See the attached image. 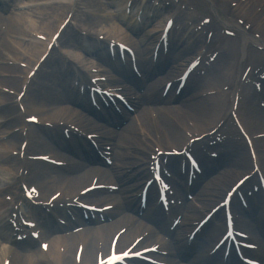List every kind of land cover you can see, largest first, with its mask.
<instances>
[{
  "label": "bare ground",
  "instance_id": "1",
  "mask_svg": "<svg viewBox=\"0 0 264 264\" xmlns=\"http://www.w3.org/2000/svg\"><path fill=\"white\" fill-rule=\"evenodd\" d=\"M34 1H47L48 4L51 0H34ZM66 1V2H65ZM67 1L69 0H60L56 4H52L50 7H46L50 9V12L47 13V15H50V17L45 21H40L39 19H33L32 15L29 14H17L15 12H8L7 7H4L3 5H0V23L1 21H6L7 23V29L5 33V39L3 42V51L0 50V76L4 73H14L17 71V68L12 67L8 68L5 66L6 60H17L20 62H23V60L17 58V56H12L11 54L17 53L18 57L20 58H26L28 61L27 63L30 66H33L32 64H35L39 57L42 55V53L45 50V45L43 43H40L38 41L33 40L28 35H26V29L32 30V32H40L43 34H46L48 36L52 35L54 30L57 28L59 23L65 18L66 13L68 11V5ZM87 0H82V2H85ZM264 1V0H263ZM31 2V1H29ZM33 2V1H32ZM125 0H114V4H116L117 7H122ZM26 3V2H25ZM24 3V4H25ZM23 4V3H22ZM256 6L261 4L260 0L255 1ZM246 4L243 5L242 9L244 8ZM248 7H245L243 10H246ZM44 11V10H43ZM253 12V11H252ZM4 13H7L8 15H4ZM82 12L79 8V5L77 6L76 11V18L82 19L84 15H81ZM144 21L145 26L147 28L145 35H142L143 38V44L140 45V54H139V65L137 66L140 71L142 72L144 76V83H147V92L145 94V99H143V103L141 104L139 108V115L137 118H134L130 121V123L124 127L121 128L119 132H115L112 129H109V127L101 126V130L104 131V134L109 136V142H113L114 145V151L116 152V164H114L113 168L116 172V176L121 180L122 187H123V194L124 196H130V198H127L128 203V211L137 213L139 209L140 202L138 199H134L132 197L133 190H135L139 184L138 181L142 180L144 176L148 173V171L142 172L137 174V176L134 177V175L139 171V169H134L131 174H127L125 169L132 168L138 163L148 164L150 161L145 157L144 155V149H149V147L153 146V148L158 147L160 150H163L165 146H163V142L165 141L169 147H172L174 145L170 144H176L179 145L180 148H182L185 143L188 141V138L184 135L183 132L176 130L172 126V120H182L183 122L192 121L194 120L195 125L198 126L195 130L191 131L192 133H198V135L208 132L210 130H207L206 127L212 125V122L215 121L221 112H223V107L226 103H228L229 93H223L221 92L219 95L216 96H207V97H201L197 98L198 95H200L203 92L211 91L213 89L219 90L221 82L223 80V77L225 76L224 73H222L220 70H218V73H214L213 75L209 76L206 80L201 81L198 84V87L200 88H207L205 91H201L198 93L199 88H196L195 86L190 83L186 86V91L191 92V97L185 101L180 102L179 98L173 93L175 89L171 90L169 94L163 98L162 90L160 89L161 84H165L168 81L177 79L179 75L183 72V66L186 61L189 60V56L196 54L198 49L200 47H197L194 49V47L197 44L196 37H192L194 35H190V39H194L195 44L194 47L186 48V51L184 54H178V51H174V55H177L175 58L172 59L170 63H163L161 59H159L158 66L156 70L161 74L160 77L154 79L153 77V67L151 59L149 58L150 50L149 48L145 47L144 41L149 39V36L156 32L155 28V22L150 21L147 18ZM124 18L118 20V22H123ZM129 26L132 25V22H129ZM122 31H126L127 29L122 27V24L117 25ZM259 26L263 27L264 24H259ZM25 28V30H24ZM134 28V27H133ZM108 31H112V28H108ZM72 36L69 35L68 40L64 43V47L68 49H75L76 54L72 56H66L65 59H63L64 56L60 55L58 58L54 60V64H56L58 67L57 71H53L47 76L44 80L46 81L44 85H42L41 89V98L37 99V96H35V104L42 108L44 115L49 117L50 119H61L66 118L69 119L72 115H74V112H79V110L87 112L86 109L83 108V103H79L77 100L76 92L73 88V81L72 86H69V82L71 80L72 75L74 77H79L82 75V68H86L84 65H81L83 63H86L87 65L89 63L87 60L88 55H83L84 51L87 50L88 52L92 51L91 55H94L96 58L91 57L93 59L92 64L96 66H108L107 75H109V78L113 79L116 77H121L122 85L126 86V88H138L140 89L141 82L133 75L132 73H128V71H124L123 66L116 64L113 65L110 63V60L105 53L106 50L101 48L100 43H93V44H82L80 40L77 41V39L71 40ZM152 39V38H151ZM150 40V39H149ZM154 40V39H152ZM76 41L78 42L76 44ZM146 48H144V47ZM192 50V53L188 54L187 52H190ZM149 51V54L147 52ZM7 52L8 54H6ZM141 53H143V58H141ZM4 56H9L8 59H4ZM241 56L238 54V59L233 60H224V65H228L229 68L227 69L228 72H231L232 68L231 66L234 64V62H240L237 67L243 68L244 62L240 59ZM68 59V60H67ZM171 64L172 70L168 71L166 73V67L167 65ZM68 65V66H67ZM67 66V69L64 71L63 68ZM22 72H25L21 70ZM238 72V71H236ZM6 83L12 84L13 86L21 85L22 82H17L16 80L11 79H5ZM112 81L110 82L109 87L115 88L118 86H112ZM190 90V91H188ZM131 91V90H130ZM133 91V90H132ZM185 91V92H186ZM10 100L9 97L3 95L0 93V114L3 119L5 118H11L12 115L13 123L17 124L16 126L20 125L21 122V115L20 113L15 111L14 105L13 106H6L5 101ZM179 103V104H177ZM174 104V105H173ZM229 105V104H228ZM159 106V107H158ZM152 107V108H151ZM153 107L156 108L159 115L160 120V128L162 131V137L160 141H156L155 138L151 137L150 130H152V126L154 125L153 122H151V119L146 118V113L148 111H152ZM16 108V107H15ZM151 108V109H149ZM51 109L52 112H51ZM82 112V114L75 119V121H80L81 123H87L88 125H91L92 119H90L89 115H85V113ZM193 114V115H192ZM251 114V113H250ZM247 115V112L243 114L241 112V117L244 119ZM95 120H98L95 118ZM60 121V120H59ZM263 123V122H262ZM246 124L249 128H257L256 126L257 121L252 119L246 120ZM1 125V124H0ZM35 128H31L30 130V138H33L31 140V147L34 148L35 155H47V154H54L55 157H59L62 160L65 161H73L74 157H78V161H73V164L70 168H67L65 173H61L54 168H51L49 166H46V164L42 163H35L33 164V167L31 169V174L35 176V180L38 184L42 185L46 191L49 192L48 189L50 188H56V187H63V190L68 192L69 196L71 193H73L80 184H82L83 180L89 179L90 175L93 174V172L96 170L93 168L94 164L96 163V158L92 155L89 156H83L81 155V152L77 149H73L71 145H69L67 142H63L61 138H58V134L53 138L52 136L49 137L50 140L55 141V148L59 149V151H63L64 153H58L54 150V148L50 145L46 144L47 138L46 135H43L42 133L35 132ZM206 129V130H205ZM205 130V131H204ZM259 133H264V131H260ZM257 133V134H259ZM2 132H0V135ZM164 140V141H163ZM20 143L21 137L19 134L15 135L12 140L9 142L11 145L14 143ZM58 145V146H57ZM230 147L236 148V153L231 156L228 161L224 164L223 167L229 166L230 168L228 170H224V172L221 174L222 171L219 172V169H217L215 166H213L211 163H209V160L206 159L203 162V168H204V177L206 178L204 183V177L200 180L198 185H201L204 183V186L202 187V190L197 192V204L189 203L187 208V213L185 215L183 224L177 231L174 237L178 240L181 236L188 233L190 229H188V223L190 222H197L199 221V214L205 210L206 207L209 206L211 202H214L215 198L218 197L219 191L225 188L226 185L230 184V182H233L234 180H237V178L244 176L247 173L241 172L243 170H246L248 167L250 168L248 160L245 159L244 155L241 152V146L240 145H234L230 144ZM8 147L7 144H0V163L3 166L16 164V166H19L18 159H8L5 154L1 153L2 149H6ZM61 147V149L59 148ZM234 148V149H235ZM239 151V152H238ZM212 166V167H211ZM1 167V166H0ZM10 168V167H9ZM53 170V171H52ZM55 170V171H54ZM147 172V173H146ZM207 176V177H206ZM208 178V179H207ZM181 177H177L176 183L180 186H182V190H184V186L181 184ZM15 184V183H14ZM197 185V186H198ZM48 188V189H47ZM196 189V186L193 187ZM7 191L10 190V188L6 189ZM98 198H96L97 200ZM206 202V203H205ZM210 207V206H209ZM8 205L6 203L0 202V237L1 241L9 238L10 229L9 227L3 223L4 216L8 213ZM122 211H118L117 214L121 213ZM256 213V210L254 211ZM145 214V215H144ZM129 216L124 215L122 218L120 217L119 221L117 223L109 224L106 226H102L99 228H87L82 233H79L75 236H71L68 238H52L51 233H58L55 230H52V224L50 221H41L40 218H37L40 227L44 230V235L47 239L51 241V249L50 254L52 257L56 259V264H73L74 259V253L76 250V243L77 240H83L82 242L85 244V249L82 257L83 264H93L96 259V254L99 251L97 247V240L102 239L103 241V251L104 253L109 250V243L111 238L107 239V236L109 234V231H112L119 223H125L123 220L124 218H128ZM143 218L150 220V221H156L155 215L152 212H145L143 213ZM161 218V217H160ZM132 222L137 224V226L132 227L129 229L126 234L121 240V247L124 246L126 243H128V240L132 237L131 235H134L136 232H138L142 227L143 223L137 222L134 218H130ZM161 221H158L159 226L162 228L165 219L161 218ZM85 222L83 220H78V224L81 226H85ZM127 223V222H126ZM214 226H209L206 228L204 232V240L198 241L196 243V246L198 247H204L206 245H210V243H213V241L216 239L215 236L219 234V228L221 229V219L216 218L214 221ZM252 224L249 225H243L245 228H248L250 232H255L258 234V237H262L264 241V226L261 227V232L257 231L256 228L251 227ZM69 226V225H68ZM57 229V228H55ZM130 232V233H129ZM186 232V233H185ZM256 238V239H257ZM93 239H95V244L93 243ZM148 238L145 239V242H148ZM156 239H153L154 241ZM3 242V241H2ZM33 244V243H30ZM59 244H65L66 245V252L64 260L61 263L59 260ZM174 247V245H173ZM182 247V246H181ZM180 250L179 248H175V250ZM108 252V251H107ZM4 250L0 249V264H2V259L4 256ZM191 252H188L186 256L191 255ZM202 257H198V259L192 260L191 264H222L218 260H216L215 257H208L206 255V249L202 253ZM177 256L180 259H185V257L182 255V252L178 251ZM59 259V260H58ZM185 262V261H184ZM169 263H173L172 260L169 261ZM11 264H48L42 257V255L39 253L38 257L36 258H26L22 254L21 255H15V258ZM75 264V263H74ZM232 264V263H231Z\"/></svg>",
  "mask_w": 264,
  "mask_h": 264
},
{
  "label": "rangeland",
  "instance_id": "2",
  "mask_svg": "<svg viewBox=\"0 0 264 264\" xmlns=\"http://www.w3.org/2000/svg\"><path fill=\"white\" fill-rule=\"evenodd\" d=\"M82 8H83V10H84V6H82ZM10 11V10H9ZM12 11V10H11ZM49 11H45V12H43V11H41V12H34L33 14H34V17H33V19H39L40 21H46L49 17H50V15H46V13H48ZM85 13H87V15L88 16H90V15H92L89 11H87V10H85ZM90 14V15H89ZM6 16L8 15L7 13L5 14ZM91 18H90V21L91 22H89V23H92V24H97V25H99V24H101L102 23V19H101V17H96L95 16V18H96V20H93V16H90ZM107 22H108V20H106ZM65 33V32H64ZM64 33H63V35H64ZM1 36H2V34H0ZM62 35V36H63ZM2 38L4 39L5 38V35L4 36H2ZM66 38H64V40H65ZM0 45L2 46V43H0ZM6 54H8L7 52H5ZM55 51H53L52 52V54H51V56L49 57V59H48V62L46 63V65H47V67H46V69L45 70H43V72H42V75H48V73H50L51 71H53L54 70V66H50L51 64H50V61L51 60H53L54 59V57H55ZM12 56H17L18 57V55H17V53H13V54H11ZM9 57V56H8ZM7 56H4V59H7L8 58ZM20 58V57H19ZM23 59V58H22ZM8 63H12L11 61H9L8 62V60H6V65L8 64ZM47 68H48V70H47ZM45 73H47V74H45ZM0 84L1 85H3L4 87H8V88H17V90L19 89V85H17L16 87H13V85L12 84H9V83H6V82H4L3 80H0ZM205 90H207V88H201V89H199V91H198V93H200L201 91H205ZM187 93V92H186ZM186 93H184V94H186ZM183 94V95H184ZM191 95H192V93H188L187 95H184V96H182V98L180 99V102H185V101H187L190 97H191ZM39 97H41V96H39ZM177 104H179V103H177ZM174 105V104H173ZM159 107V106H158ZM155 112H157L158 113V111L157 110H154ZM193 115V114H192ZM0 118H1V115H0ZM146 118L148 119V113H146ZM212 123H214V121L212 122ZM172 124V123H171ZM8 127H7V129H10L11 127H13L14 125H7ZM172 126H173V128L175 129V126H174V124H172ZM6 129V130H7ZM257 131H260L259 129L257 130ZM150 133H151V131H150ZM152 134V133H151ZM179 146V145H178ZM243 155H244V157H245V159L246 160H248L247 159V154L246 153H243ZM225 168H230L229 166H226ZM249 170V168H247L246 170H243L242 172H241V174L240 175H242L243 173H246V171H248ZM53 171V170H52ZM220 172V171H219ZM230 183H232V182H230ZM229 185V184H228ZM228 185H226L225 186V188H227L228 187ZM110 235H111V233H110ZM108 237H110V236H108ZM107 239H109V238H107ZM93 243L95 244V239H93Z\"/></svg>",
  "mask_w": 264,
  "mask_h": 264
}]
</instances>
